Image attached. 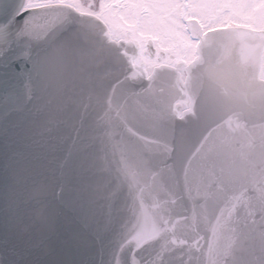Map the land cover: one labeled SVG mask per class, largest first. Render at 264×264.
<instances>
[{
  "label": "snow or ice",
  "instance_id": "snow-or-ice-1",
  "mask_svg": "<svg viewBox=\"0 0 264 264\" xmlns=\"http://www.w3.org/2000/svg\"><path fill=\"white\" fill-rule=\"evenodd\" d=\"M212 7L0 0V178L14 161L27 173L0 264H264V173L246 182L214 141L175 152L172 122L193 107L153 77L223 23Z\"/></svg>",
  "mask_w": 264,
  "mask_h": 264
},
{
  "label": "water",
  "instance_id": "water-1",
  "mask_svg": "<svg viewBox=\"0 0 264 264\" xmlns=\"http://www.w3.org/2000/svg\"><path fill=\"white\" fill-rule=\"evenodd\" d=\"M263 41V33L224 30L203 40L186 84L167 67L153 74L155 86L173 108L186 92L191 98L193 112L171 125L174 151L185 154L214 141L219 158L246 182H259L264 173V81L257 76ZM14 83L27 92L26 80ZM26 176L24 165L14 161L0 178V221L13 228L27 211Z\"/></svg>",
  "mask_w": 264,
  "mask_h": 264
},
{
  "label": "rangeland",
  "instance_id": "rangeland-1",
  "mask_svg": "<svg viewBox=\"0 0 264 264\" xmlns=\"http://www.w3.org/2000/svg\"><path fill=\"white\" fill-rule=\"evenodd\" d=\"M216 3H219V2H216L215 0H213L212 5ZM233 5H234L233 3H231L230 1H227L220 7V10L218 13L224 14V21L225 19L229 17L227 13L229 12V9ZM216 14H211V15H213L214 17ZM235 17H237L236 18L237 21L250 25L252 27H258V28L264 27V1L263 0H251V4H249V8L242 9L240 7L239 13ZM194 49L195 48L192 47L191 54L181 55V57L189 59L192 56Z\"/></svg>",
  "mask_w": 264,
  "mask_h": 264
}]
</instances>
